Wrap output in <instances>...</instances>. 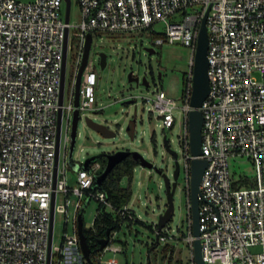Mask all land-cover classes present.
I'll list each match as a JSON object with an SVG mask.
<instances>
[{"label": "built area", "instance_id": "obj_1", "mask_svg": "<svg viewBox=\"0 0 264 264\" xmlns=\"http://www.w3.org/2000/svg\"><path fill=\"white\" fill-rule=\"evenodd\" d=\"M81 19L66 22L65 0H0V264H119L107 253L122 251L116 230L108 244L87 260L80 243L78 216L84 202L97 200L116 213L119 223L138 218L129 204L116 208L106 192L93 189L100 161L76 171L69 185L68 154L74 115L75 86L89 33H124L163 23L165 34L154 44L180 42L192 51L185 77L182 109L187 183L188 233L183 237L194 259L192 159L206 160L198 200L202 258L206 264H264V0H77ZM64 9V16L61 11ZM209 11L210 92L198 108L203 114L202 154L190 152L189 113L194 61L200 26ZM68 49L79 42L71 92L60 106L65 30ZM93 34V33H92ZM98 76L89 60L80 86V115L93 111ZM177 102L159 90L153 108L161 126L172 128ZM62 112L58 171L54 185L59 109ZM65 125V126H64ZM64 149L63 162L61 154ZM249 161L247 175L233 179L231 161ZM180 164V160L178 159ZM69 166V165H68ZM180 164V172L182 170ZM75 172V171H74ZM53 232L50 243L52 200ZM62 195V202L58 196ZM88 202V203H89ZM88 205V204H87ZM65 214L72 231L53 244L55 217ZM83 214V213H82ZM96 219V217H95ZM95 221V220H94ZM168 223L156 225L158 241L174 235ZM260 247L261 251L254 249Z\"/></svg>", "mask_w": 264, "mask_h": 264}, {"label": "rangeland", "instance_id": "obj_2", "mask_svg": "<svg viewBox=\"0 0 264 264\" xmlns=\"http://www.w3.org/2000/svg\"><path fill=\"white\" fill-rule=\"evenodd\" d=\"M32 2L33 0H23ZM72 19H81L77 0H71ZM65 6L61 11L64 16ZM152 28L134 30L124 33L92 32L93 39L90 49V62L97 73L98 80L95 86L96 102L93 111H86L80 118L78 137L75 143L73 162L83 163L88 157L100 153H113L117 150L138 151L144 158L154 165L147 168L138 164L133 172L132 179L125 177L121 185L131 188V196L127 204L135 211L141 222L119 223L116 229L115 242L122 246V251L107 253L104 258H116L119 264H190V252L183 237L188 233L187 183L185 182L184 146L182 139L185 135V114L182 109L185 91V77L189 71L192 51L180 42L157 45L154 41L165 34L163 23L154 24ZM65 91L67 98L70 94L73 77L79 57V42L72 37L69 42ZM152 48L151 53L146 49ZM107 55L104 68L100 64V55ZM132 74L139 81H130ZM146 78L149 86L142 84ZM163 90L166 95L177 102L174 109L175 122L172 128L161 126V118L153 108L155 94ZM133 100L130 104L129 101ZM86 117L95 122L106 125L116 132V136L105 138L99 132L88 128ZM135 119V129H130L131 120ZM65 126V125H64ZM167 137L169 146L178 153L182 170L177 179V188L174 193L175 212L170 220L174 235L172 239L157 241L156 225L158 218L167 208L166 186L162 174H167L173 181L175 169L174 157L169 154L163 145ZM64 149L61 154L63 162ZM101 163V161H100ZM232 178L248 175L253 180V166L249 161H231ZM69 185L76 180L74 172L68 166ZM157 168V169H156ZM102 170V169H101ZM100 170V172H101ZM63 197L58 196V202ZM102 205L97 200H91L83 211V224L86 229H95V217L101 212ZM113 219L116 213L105 209ZM53 244L58 246L63 240L65 232L72 231V224L66 223L65 214L60 212L55 217ZM260 252L261 248L254 249ZM95 258V255L92 254Z\"/></svg>", "mask_w": 264, "mask_h": 264}, {"label": "water", "instance_id": "obj_3", "mask_svg": "<svg viewBox=\"0 0 264 264\" xmlns=\"http://www.w3.org/2000/svg\"><path fill=\"white\" fill-rule=\"evenodd\" d=\"M66 1V22H69L70 19V10H71V0H65ZM208 11V10H207ZM209 11L206 13L205 18L203 19V22L200 26V34L198 38L197 43V51L195 55V61H194V80H193V93L190 100V105L192 107H195L196 109L190 111L189 113V132H190V152L194 156H198L202 154V130H203V114L198 109L202 106L203 102L206 100L209 92V62H208V43H209V34L207 30V16ZM66 38H65V44H64V60H63V66H62V80H61V86H60V98H59V104L60 106L63 105L64 101V95H65V82H66V67H67V49H68V29L65 30ZM93 34L89 33L86 38V43L83 50V56L81 63L78 68V76L75 86V100H74V115L73 120L71 124V142H70V150L68 154V165L73 169V171H77L79 169H89V165L94 163L95 161H99L101 157H104L106 159V167L105 169L96 175L95 181L93 184V189H103V182L108 177V175L112 172L115 165L122 162L128 157H133L135 160L139 162L140 165L147 167L149 169L154 168V165L150 162H148L144 156L138 152V151H129V150H117L113 153H100L95 154L94 156L88 157L84 160L83 163H77L73 162V154L75 151V143L78 137V125L80 122V110H78L79 101H80V86L81 82L85 73V69L87 68L90 60V49L92 44ZM147 51H150L151 53L155 52L152 48L146 49ZM100 64L101 67L104 68L106 66L107 62V55L104 53H101L100 55ZM139 81L138 77H134L132 74L129 76V82L130 81ZM142 84L145 86H149V83L146 78L143 79ZM133 100L129 101L128 104H130ZM59 117H58V134H57V153H56V162H55V175H54V185L56 183L57 178V171H58V158H59V144H60V137H61V121H62V112L63 110L59 109ZM135 123L136 120L133 119L130 122V129H135ZM86 125L88 128L94 129L95 131L99 132L102 136L105 138H112L116 136V132L114 130H111L106 125L100 124L95 122L92 118L86 117ZM163 145L166 147V150L169 154H171L175 161V169L173 173V181H170L167 174H163L162 170L157 169L158 173L162 174L164 178V184L166 186V203L167 208L166 210L159 215L158 218V229L161 230L163 227H165L168 223H170V220L172 219L174 212H175V203L173 201L174 193L177 188V179L180 174V164L178 162V153L171 149L169 146V142L167 140V137L165 136L163 139ZM191 167H192V175H191V202H192V221H193V234L197 238L195 239L194 243V259H196L197 264H206L204 262V259L202 258V244L201 240H199L200 236V221H199V207L200 202L198 200V196L200 194V185L202 176L204 173V170L207 167L206 160L204 159H192L190 161ZM54 198L55 194L53 195L52 200V219H51V232H50V243L52 239V232H53V215H54ZM89 202V199H87L84 202V207H87ZM83 210L80 212L78 216V224H79V238L81 247L83 250V253L87 260H90V254L92 253L91 248L89 244L87 243L86 236L84 233V224H83V217H82ZM112 229L107 230V236L104 238H101L98 243L100 244L99 250H102L106 247L108 244V237L111 233ZM158 241V237L156 238Z\"/></svg>", "mask_w": 264, "mask_h": 264}, {"label": "trees", "instance_id": "obj_4", "mask_svg": "<svg viewBox=\"0 0 264 264\" xmlns=\"http://www.w3.org/2000/svg\"><path fill=\"white\" fill-rule=\"evenodd\" d=\"M102 170L105 169L106 159L101 157ZM139 164L133 157H128L122 162L115 165L112 172L103 182V191L106 192L108 201L113 204L116 208L127 205V202L131 196V188L124 187L121 185V181L127 177L129 180L132 179L135 167ZM100 172V173H101ZM135 222H141L137 219ZM119 226L118 220L106 213L104 206L102 205L101 212L96 216L94 221L95 229H86L84 227V233L86 236L87 243L89 244L92 254L95 255L99 251L100 244L98 241L101 238L107 236V230L112 229L111 232L115 231Z\"/></svg>", "mask_w": 264, "mask_h": 264}]
</instances>
